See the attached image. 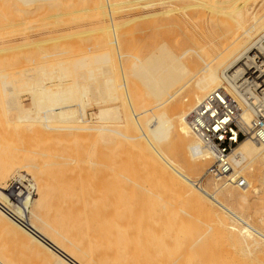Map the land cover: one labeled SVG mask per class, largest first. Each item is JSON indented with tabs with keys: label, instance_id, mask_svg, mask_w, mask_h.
Returning a JSON list of instances; mask_svg holds the SVG:
<instances>
[{
	"label": "bare ground",
	"instance_id": "6f19581e",
	"mask_svg": "<svg viewBox=\"0 0 264 264\" xmlns=\"http://www.w3.org/2000/svg\"><path fill=\"white\" fill-rule=\"evenodd\" d=\"M51 3L61 5V11H56L57 5L53 10L57 13L51 11L49 17L76 20L62 28L60 36L86 29V21H79L103 23L95 29L110 32L107 45L115 47L123 82L114 74L113 50L77 55L73 48L72 56L49 52L55 59L46 52V60L41 56L44 63L36 66L31 61L29 66L35 68L25 64L18 72L19 66L12 68L15 71L0 69V91L5 95L0 104V264H245L253 253L264 254V228L250 226L248 217L237 213L264 190V143L245 136L228 153L232 174L244 182L238 186L236 181L207 174L212 153L188 125L190 111L216 89L227 92L238 105V116L246 126L256 106L264 104V0H0V17L4 21L13 15L10 21H18L16 16L45 11L47 6H40ZM124 17L140 24V39L135 44L132 38L129 49L139 45L141 52L148 53L144 59L136 54L138 48L123 52L120 33L126 23L114 22ZM108 21L109 29L104 24ZM37 22L32 39L21 30L29 39L21 45L14 43L20 27L14 35L10 32L14 38L7 33L12 27L3 28L0 52L46 42L40 39L48 30L42 28L46 24ZM30 23L26 28L33 26ZM158 31L165 32L163 38L158 42L156 35V46H150ZM70 38L59 41V46L65 40L72 43ZM20 58L22 63L24 57ZM123 61L130 62V74L136 77L132 79L143 82V101L136 99L123 75ZM81 70L87 74L82 82L101 79L94 87L95 96L89 94L94 91L87 81L79 83ZM21 86L27 88L17 90ZM123 92L125 114L119 104ZM85 132L94 146L91 152L87 149L88 156L70 143L72 150H63L66 137L86 136ZM171 134L175 158L163 149ZM96 145L103 156L95 153ZM84 165L87 170L103 169L98 171V175L103 172V181L101 176L95 178L101 185L85 171L79 178ZM22 172L32 175L29 187L38 197L33 200L27 192L19 206L5 193V184L24 180ZM80 180L93 181L94 186L80 188ZM86 190L98 196L101 204L89 205L98 209L86 210ZM78 206L86 208L74 209Z\"/></svg>",
	"mask_w": 264,
	"mask_h": 264
},
{
	"label": "rangeland",
	"instance_id": "374dc122",
	"mask_svg": "<svg viewBox=\"0 0 264 264\" xmlns=\"http://www.w3.org/2000/svg\"><path fill=\"white\" fill-rule=\"evenodd\" d=\"M59 6V8H57L58 6ZM45 6H47L46 7V9H45V11L44 10H42V12L43 13H45V14H47V15H45V14H43L41 11H36V10H34L32 13L33 14H28V17L30 18L31 16L33 17L34 16V14H35V16H39V17H33V18H28V17H24L23 18V15H20V16H16V14L14 15V16H16V18L18 19V21L19 20H21V19H23V20H21L22 22H18L16 19H13V21L11 20L10 21V19L11 18H9L11 15H9V17H4V21H2V18L0 17V21L2 22V23H0V24H2V25H4V26H0V28H1V30L4 28L5 30L8 28V29H10V27H12V30H8V34H9V36H13L14 34H13V32L15 33L16 31H17V29L20 27H22L23 26V29H20L19 28V31H25L26 32V34H27V38H29V39H32V34L38 29V25H36V24H38L39 22H37V21H43L42 23L40 22V24H44L45 23V21L44 20H46V19H48V20H51V23L53 22L54 24H51L49 21V24L50 25H47L46 23V25H43L42 26V28L44 29V31L46 30V29H48V30H46L45 31V33L43 34V36H41V38L40 39H44L46 42H42V43H39V44H37V45H30V46H20L19 48H10V49H8V50H6V51H3V52H6V54L4 55V53L3 52H0L1 54H3L2 56H0V69H3V70H5V71H7L8 70V68H5V67H11V69L12 68H15L16 66H19V67H17V68H15L16 69V71H15V69H12L13 71H15V72H18L19 70H21V65H27V66H23V67H26V68H35V66L34 67H32V65L34 64V65H36V64H41V62L42 63H44L42 60L44 59V60H46L45 58H44V56H43V53L44 54H49V52H53V53H56V52H63L61 55L63 56V54H64V56L65 55H70V56H72L73 55V53L75 52V50H76V54L77 53H79V54H77V55H82V54H84V53H90V54H95V53H99V52H104V51H109L110 50V52L113 50V52H114V56L112 55V63H113V70H115V69H117V70H115L114 72H113V70H112V72L116 75V78H118V82L119 83H122L123 82V79H122V77H121V74H120V72L118 71L119 70V62H118V58L116 57L117 55H115V51H114V49H115V47H113V46H111V45H107L111 40H112V38H111V35L109 34L110 32H108V30H104V31H101L102 33H100V31L99 30H96L95 29V26H104L103 25V23H100L99 25H95L94 26V24H91L90 22H89V20L87 21V20H84L83 21V23H82V21H79V24L81 23V24H84V22H85V24H84V26H86L85 28L86 29H82V30H74V29H72V30H70V31H68L67 33L68 34H70V37H73V35H74V37L75 38H73L74 40H71L72 38H70V37H68V36H60L61 34V29L62 28H68V27H70V26H72L73 24H74V21H76V20H72V18H71V16H67V18L68 19H70V20H68V19H65V17L66 16H61L62 18H63V20L61 21V17H49L50 16V13L49 12H51V11H53L54 9H55V7H56V11L57 12H59V11H61L60 10V8H61V5H59V4H55V3H51V4H45V5H41L40 7H43L42 9H44L45 8ZM35 11H36V13L38 12V14L41 12L43 15H45V17H43L42 18V14H39V15H36V13H35ZM57 12H51V14L53 13V14H55V13H57ZM30 15V16H29ZM49 15V16H48ZM5 16H8V15H5ZM25 16H27V14L25 15ZM40 16H41V18H40ZM12 18H14L13 17V15L11 16ZM52 18H53V20H55V21H58L59 22V24L56 22L55 23V21H53L52 20ZM6 19H8V21L6 20ZM128 19V18H127ZM130 19V18H129ZM132 19V18H131ZM5 20L7 21V24L9 23V22H11L12 24H3V22L4 23H6L5 22ZM14 20H16L15 21V23H14ZM28 20V21H27ZM34 20V22H32ZM35 20H36V22H35ZM125 20V21H124ZM133 20V19H132ZM131 20V21H132ZM136 20V19H135ZM135 20H133L132 22L131 21H128V20H126V18L124 17V18H119V19H117V20H115V24L116 23H119V25L121 24V25H123V23L125 24V25H123L124 27L123 28H121L122 29V31H121V36H122V49H123V52L124 51H128L129 53L131 52V50L133 49H139L140 48V46L138 45V47L137 48H133V47H131L132 49H129V46H131V44H130V42H133L131 39L133 38V40H136V41H134L135 42V44H136V42H138L137 41V38H138V40L140 39L139 37H140V34H139V31H140V24H139V22H137V20L135 21ZM65 21V22H64ZM32 23V25L33 26H31L30 25V29H29V27H27L26 28V23H28V25H29V23ZM46 22H47V20H46ZM47 22V23H48ZM60 22H62V23H60ZM129 22H131V23H129ZM30 23V24H31ZM34 23H36L35 25H34ZM132 23H133V25H132ZM20 24V25H19ZM39 24V25H40ZM58 24V25H57ZM63 24V25H62ZM105 24V26L108 28V27H110L111 28V26H112V24L108 21L107 23L105 22L104 23ZM14 25H18V26H15V29L16 30H13V28H14ZM60 25V26H59ZM110 25V26H109ZM127 25V26H126ZM129 25V26H128ZM24 26H25V28H24ZM33 27V28H32ZM35 27V28H34ZM47 27H49V28H47ZM127 27V28H126ZM129 27V28H128ZM37 28V29H36ZM4 29L2 30V33H0L1 35L2 34H4L5 35V32H3L4 31ZM25 29V30H24ZM33 29H34V31H33ZM39 29H41V26L39 27ZM42 29V30H43ZM109 29V28H108ZM1 30H0V32H1ZM27 30H28V32H27ZM30 30H32V31H30ZM19 31L18 32H16L17 34H19V37H18V35L17 34H15V35H17L15 38L16 39H14L15 40V42L14 43H18L17 45H21V43L22 44H24L25 42H27V41H29V39L28 40H26L25 39V37L24 36H26V35H24L23 36V34H25V32L22 34V31L19 33ZM60 31V32H59ZM80 31H85V33H79L78 34V32H80ZM89 31V32H88ZM10 32H12L11 34H13V35H11L10 34ZM57 32V33H56ZM76 32V33H75ZM92 34H91V33ZM126 32V33H125ZM6 33V34H7ZM55 33H56V35H55ZM63 33V32H62ZM90 33V34H89ZM94 33H98L97 35L96 34H94ZM106 33V34H105ZM164 31H158V33H156L155 34V36H153L152 37V39H151V41H150V46H156V44H157V40H158V42H159V40H161L162 38H163V36H164ZM7 34V35H8ZM21 34V35H20ZM47 34V35H46ZM59 36H58V35ZM77 36H76V35ZM85 34H87V35H85ZM108 34V35H107ZM136 34V35H135ZM138 34H139V37H137L138 36ZM0 35V36H1ZM45 35V36H44ZM53 35H54V37H53ZM81 35V36H80ZM84 35V36H83ZM158 36V38H157V36ZM163 35V36H162ZM3 36V35H2ZM57 36V37H56ZM110 36V37H109ZM4 38H5V36H3ZM3 37H0V38H3ZM65 37V38H64ZM66 37L67 38H70V42H74L75 40L77 41V42H75V43H68V45H67V42H65L66 40H68V42H69V39H66ZM107 37V38H106ZM109 37V38H108ZM13 38H14V36H13ZM48 38H50V39H48ZM57 38V39H56ZM126 38V39H125ZM136 38V39H135ZM156 38H157V40H156ZM46 39H48V40H46ZM64 39H66L65 41H64V43H65V47L63 48V44L64 43H60L61 45L59 46V41H61V40H64ZM53 40H54V42H53ZM56 40H58V41H56ZM131 40V41H130ZM127 41V42H126ZM24 42V43H23ZM47 42L49 43V42H51V43H49V44H47ZM63 42V41H62ZM15 44V45H16ZM42 44H45V45H42ZM47 44V45H46ZM72 44V45H71ZM128 46V48H126V46ZM67 45V46H66ZM133 45V44H132ZM35 46H37L38 48L40 47V49L38 50L37 49V47H35ZM59 46V47H58ZM134 46V45H133ZM31 47V48H30ZM33 47V48H32ZM25 48H26V50H25ZM69 48V49H68ZM75 50H74V49ZM92 49V50H90V51H88L87 49ZM152 47H150V53H152L153 52V50L151 49ZM154 48V47H153ZM16 49H18V53H16V52H13V51H16ZM21 49H24V52H23V50L22 51H20ZM44 49L46 50V51H44ZM73 50V52H72V50ZM136 50V51H138L136 54H138L139 55V58L141 57V58H143L142 56H144V57H146L147 55H148V53H145L146 51H143L142 50V52L140 51V49L139 50ZM49 50V51H48ZM66 50V51H65ZM103 50V51H102ZM9 51V53H10V51H11V53L9 54V56H6L7 55V52ZM68 51V52H67ZM85 51V52H84ZM88 51V52H87ZM95 51H97V52H95ZM135 50H134V52H136ZM42 52V53H41ZM47 52V53H46ZM65 52V53H64ZM83 52V53H82ZM94 52V53H93ZM133 52V51H132ZM23 53V54H22ZM53 53H51V54H49L50 56L49 57H51L52 59H55L57 56L56 55H53ZM15 54V55H14ZM75 54V53H74ZM75 54V55H76ZM135 54V53H134ZM147 54V55H146ZM23 55V56H22ZM61 55H59V56H61ZM141 55V56H140ZM146 55V56H145ZM20 56L21 57H24V58H22V59H24V61L22 62V63H19L20 62V60L19 59H21L20 58ZM40 56V57H39ZM41 56H42V58L43 59H41ZM56 56V57H55ZM8 57V58H7ZM19 57V59H17ZM40 59H39V58ZM16 58V60H15V65L13 64V60ZM32 58V59H31ZM50 58V59H51ZM26 59V60H25ZM34 59V60H33ZM49 59V58H48ZM117 59V60H116ZM144 59V58H143ZM19 60V61H18ZM39 60H41V61H39ZM31 61H33L32 63L33 64H31L30 66H29V64L31 63ZM35 61V62H34ZM37 61V62H36ZM40 62V63H39ZM17 63H18V65H17ZM10 65V66H9ZM12 65V66H11ZM38 65H36V66H38ZM131 64H130V62L129 61H126L125 63H124V61L122 62V68H124L125 70H124V72H123V75L125 74L126 75V78H127V81L130 83V85H132L131 87L133 88L132 89V91H133V93H134V95H135V97H136V99L138 100V101H140L139 99H142V96H144L145 97V92H146V89L145 88H143V89H141L142 87H143V82H141L140 81V79L139 78H137V80L136 81H140V83H141V85L142 86H140L139 84V82L137 83L136 81H134L135 80V78L130 74L131 72V70H130V68H131V66H130ZM130 68H129V67ZM22 67V69H24ZM10 69V68H9ZM10 69V71H12ZM52 69H54V67L53 68H49V70H52ZM9 71V70H8ZM80 72V75L82 76V78L81 77H78V81H79V83H82V84H85V82H86V84H88V86L89 85H91V86H89V88L90 87H93L91 90H93L94 92L93 93H89L90 95H92V96H95L94 94H95V88L94 87H97L98 85H99V83L97 82V81H99V82H101V79H99L98 77H97V81L96 82H94V81H88V80H86L85 79V82H82V81H84V78L87 76V74H86V71H85V73H83L84 71L83 70H81V71H79ZM78 72V73H79ZM10 75H15L16 76V74L13 72V73H10V72H8ZM77 73V76H79V74ZM120 74V75H119ZM129 74V75H128ZM114 75V76H115ZM132 77H131V76ZM83 76H85L84 78H83ZM129 77V78H128ZM131 77V78H130ZM134 80H133V79ZM82 79V80H81ZM129 79L130 80H132V81H129ZM134 81V82H133ZM91 82H92V84H93V86H92V84H91ZM94 82V83H93ZM135 82L137 83V85L135 84ZM97 83V84H96ZM134 84V85H133ZM32 84H30V85H28V87H30ZM129 85V84H128ZM129 87V86H128ZM23 88H27V87H24V86H21V87H19L17 90H22ZM139 88L141 89V91L139 90ZM0 89H1V87H0ZM91 90H89V91H91ZM144 90V91H143ZM142 91H143V93H142ZM135 92H137V93H135ZM0 96L1 95H3V92H1L0 91ZM22 94V92L20 93V95ZM123 94V95H122ZM23 95L24 94H22L21 95V97L23 98ZM125 95V93L123 92V93H121V97H123V98H121L120 97V102H119V104L120 105H122L121 106V109L122 110H124L123 112H124V114L127 112V104H126V102H125V99H124V96ZM4 96V97H3ZM2 96V99H0L1 101H0V104L2 103V100L4 101V99H5V95H3ZM25 97V96H24ZM141 97V98H140ZM143 97V98H144ZM4 98V99H3ZM122 99V100H121ZM142 101H143V99H142ZM25 104H28L29 102L27 101V100H25V101H23ZM123 102V103H122ZM93 102H90V104H91V106H94L93 104H92ZM90 106V107H91ZM124 107V108H123ZM86 109H88V107H86ZM34 130H37V131H39L40 129H35L34 128ZM81 134V133H80ZM84 134V133H83ZM79 135V136H76V138L73 136H71V137H66L65 139L66 140H68V142H65V141H63V143L65 142V144L63 145V143H62V146L64 147L63 148V150L64 151H66L67 149H69V150H72V149H70L71 147H69V143H70V145L72 146V148H78V151L80 152V154L81 153H83V156H84V153H85V157H86V155L88 156V152H87V149L89 150L90 149V151L89 152H91V148H93L94 146H93V142H92V144L90 143V141H88V136H90V135H88V134H86V132H85V134H86V136L85 135ZM88 135V136H87ZM91 137V136H90ZM68 138V139H67ZM70 138H72V139H74V140H69ZM89 140H92V139H89ZM174 140V141H173ZM33 141V140H32ZM71 141V142H70ZM85 141V144H83L82 142H84ZM87 141V142H86ZM87 143V144H86ZM27 144H29V143H27ZM30 144H33L32 142H30ZM68 146H67V145ZM76 144V145H75ZM88 144H89V147L87 148V146H88ZM83 145V146H82ZM91 145H92V147H91ZM78 146V147H77ZM97 146V145H96ZM31 147V146H30ZM69 147V148H68ZM85 147V148H84ZM74 148V150L76 151V149ZM30 149V148H29ZM97 150L95 151V153L97 152H99L98 154L99 155H101V156H103L104 155V153L102 154V152H104L103 151V149H100L99 148V145L97 146V148H96ZM100 149V150H99ZM163 149L165 150V152L172 158H175L174 157V155H175V139H174V136L171 134L170 135V137H169V139L165 142V144H164V146H163ZM102 151V152H101ZM85 157H84V159H85ZM86 159H88V157L86 158ZM87 161V160H86ZM86 164H88V163H86ZM83 167V166H82ZM87 167H88V165H87ZM87 167L84 165V168H82L81 170H78V172L80 171V173H78L79 175V178L80 179H82L81 177H80V175H81V173H83V171H85L84 173L85 174H88L87 176H89V175H92V178H93V180L94 181H96L97 182V179H99L100 178V176L103 174V172H102V174H100L101 173V169H100V171H99V169L98 170H96V169H91V167H89V171L87 170ZM81 168V167H80ZM79 169V168H78ZM103 170V169H102ZM98 171L100 172L99 173V175H98ZM83 173V174H84ZM97 173V174H96ZM22 174H24L25 175V172H22ZM85 174L83 175V176H85ZM75 175H77V174H75ZM96 176V177H95ZM67 177H69V175H67ZM74 177V176H73ZM97 177H99V178H97ZM32 178V175L31 174H29L28 176H26L25 175V179L24 180H22L21 182L20 181H13V180H9L8 181V183H19L20 185H22L23 187H24V190H22V192H23V194L20 196V197H17L16 198V200L17 201H12L11 200V202L13 203V204H16V205H21V202H22V199H23V197L24 196H26L27 195V192H30V197L33 199V200H35L37 197H38V192L37 191H34V189H30V187H29V181H30V179ZM77 177H75L74 179H76ZM86 177H83V180L85 179ZM89 178V177H88ZM87 178V180H89L90 181V179H88ZM95 178H97V179H95ZM101 178H102V176H101ZM100 178V180L99 181H103V179H104V175H103V178L101 179ZM69 179L71 180L72 179V177H69ZM81 181V184L80 183H78V187H80L81 185H84V184H87V183H84L85 181ZM74 181V180H73ZM77 181V180H76ZM75 181V182H76ZM79 181V182H80ZM78 182V181H77ZM76 182V183H77ZM92 182V183H91ZM91 182H89V184H90V186H94V183H93V181H91ZM7 184V183H6ZM5 184V185H6ZM89 184H87V186L89 187ZM93 184V185H92ZM98 184H100L101 185V182L100 183H98L97 182V185ZM80 185V186H79ZM96 185V186H97ZM86 186V187H87ZM82 187V186H81ZM80 187V188H81ZM85 187V186H84ZM84 187H82V188H84ZM92 187H90V188H92ZM97 188V187H96ZM96 188H93V189H96ZM99 188V187H98ZM97 188V189H98ZM100 188H104V186H101ZM29 189V190H28ZM88 189V188H87ZM96 191V190H95ZM95 191H93L94 193H95ZM263 191L264 190H262V192L260 193V195H259V197H254V199H252V201L248 204V206H245V207H243V208H238L237 209V213H239V212H243L244 213V215L246 216V217H248V220H249V222H247L250 226H252V227H254V228H257V229H263L264 228V194H263ZM97 192V191H96ZM6 193V192H5ZM79 193V192H78ZM81 193V192H80ZM83 193H86V196L88 197V199L85 201V203L88 205L87 207L88 208H86V210H88V209H90V210H96V209H98V208H93V207H90L89 205L90 204H95L96 203V201L97 202H99V204H101V202L98 200L99 198H98V196L95 194V195H92V193L91 192H88L87 190H86V192H83ZM99 192H97V194H98ZM7 194V193H6ZM102 194V193H101ZM8 195V194H7ZM90 195H92V196H90ZM99 195V194H98ZM103 195V194H102ZM102 195H101V198H102ZM105 195V194H104ZM9 196V195H8ZM95 196H97V197H95ZM261 196V197H260ZM94 198V199H93ZM97 198V200H95ZM256 198V199H255ZM11 199V198H10ZM60 199H61V203H62V200H64L65 198L63 197V199H62V197H60ZM259 199V200H258ZM260 199H262L263 201H261ZM80 200V199H79ZM92 200H95V201H93L92 202ZM100 200H102V199H100ZM65 201V200H64ZM63 201V202H64ZM102 201H104V200H102ZM259 202V203H258ZM62 204H64V203H62ZM80 204H81V202H80ZM104 204V203H103ZM61 206H63V205H61L60 204V207ZM65 207H62V209L63 210H65L64 209ZM85 208H84V206L83 207H81V206H78V207H76V208H74V209H76V210H85ZM67 210V209H66ZM259 211V212H258ZM26 216H27V213L25 212L24 213ZM263 220L262 222H258L259 220ZM26 222V221H25ZM209 248H212V247H209ZM259 254H261V255H259ZM258 260L259 261V259H261L259 262H257L256 260ZM249 260L251 261V264H264V254L263 253H256V255H255V253H253L252 254V257L250 256V259L249 258H246V260H245V264H250V262H249ZM240 264H242V263H240Z\"/></svg>",
	"mask_w": 264,
	"mask_h": 264
},
{
	"label": "built area",
	"instance_id": "2783aa9c",
	"mask_svg": "<svg viewBox=\"0 0 264 264\" xmlns=\"http://www.w3.org/2000/svg\"><path fill=\"white\" fill-rule=\"evenodd\" d=\"M238 109V105L227 92L216 89L205 94L190 111L188 125L195 136L212 153V161L207 168V174L214 178L236 181L238 186H243V180L232 174L233 169L228 153L245 136H249L256 142L264 143V104L256 106L247 126L241 123ZM6 185L5 192L12 201H17L18 193L24 190V187L16 182H7Z\"/></svg>",
	"mask_w": 264,
	"mask_h": 264
}]
</instances>
